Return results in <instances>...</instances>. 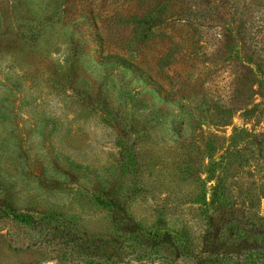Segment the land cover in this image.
I'll use <instances>...</instances> for the list:
<instances>
[{
    "label": "rangeland",
    "instance_id": "obj_1",
    "mask_svg": "<svg viewBox=\"0 0 264 264\" xmlns=\"http://www.w3.org/2000/svg\"><path fill=\"white\" fill-rule=\"evenodd\" d=\"M113 2L0 0V264H58L6 212L55 210L106 236V192L143 226H195L196 208L217 213L213 188L264 218V74L211 55L205 21L157 31L187 37L190 63L128 49Z\"/></svg>",
    "mask_w": 264,
    "mask_h": 264
},
{
    "label": "trees",
    "instance_id": "obj_2",
    "mask_svg": "<svg viewBox=\"0 0 264 264\" xmlns=\"http://www.w3.org/2000/svg\"><path fill=\"white\" fill-rule=\"evenodd\" d=\"M113 4L111 16L126 22L124 29H118L122 46L153 48L151 57L156 62L170 66L174 60L190 63L191 57L187 37L179 34L175 40L172 34L157 32L160 28L169 29L173 23L201 26L205 21L217 37L211 55L222 51L227 61L249 65V72L257 75L255 64L264 74V0H114ZM134 57L139 70L152 81L162 74L159 68L152 72L143 64V57ZM230 75L238 76L236 70ZM105 194L96 199L113 217L117 231L106 236L88 232L75 216L55 210L6 213L28 227L35 245L44 249V257L51 256L58 264H264L263 216L227 206L228 194L220 188L212 190L217 213L196 208L195 226L185 224L179 229L163 219L143 226L124 205H118L115 192ZM202 202L207 204L205 198Z\"/></svg>",
    "mask_w": 264,
    "mask_h": 264
}]
</instances>
